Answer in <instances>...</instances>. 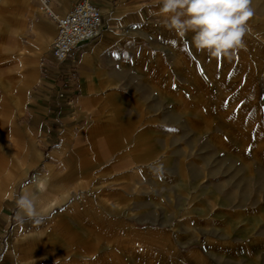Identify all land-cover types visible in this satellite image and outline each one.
Returning <instances> with one entry per match:
<instances>
[{
  "label": "rangeland",
  "instance_id": "obj_1",
  "mask_svg": "<svg viewBox=\"0 0 264 264\" xmlns=\"http://www.w3.org/2000/svg\"><path fill=\"white\" fill-rule=\"evenodd\" d=\"M252 6L253 34L231 61L198 52L158 12L142 17L102 92L49 125L40 93L57 96L68 61L51 59L55 28L36 0H0V62L37 59L21 103L0 102V252L16 234L15 261L264 264V0ZM37 172L38 208L55 204L40 225L18 223L15 199Z\"/></svg>",
  "mask_w": 264,
  "mask_h": 264
},
{
  "label": "crops",
  "instance_id": "obj_2",
  "mask_svg": "<svg viewBox=\"0 0 264 264\" xmlns=\"http://www.w3.org/2000/svg\"><path fill=\"white\" fill-rule=\"evenodd\" d=\"M75 1L52 0V6L56 12L64 14ZM146 1L95 0L103 15L102 32L95 40L79 46L73 62L68 61V63H65L68 69L63 70L64 76L58 87V90L63 94L62 97H59V94L54 96L40 93L41 109L46 112L47 117L54 114L53 118H47V124H61L60 122L64 124V118L60 116H65L70 110L75 109L74 104L76 106L77 104H83L84 99L102 92V86L110 82V71L113 68V63L119 62L122 56H126L130 45L134 44L136 39L139 38V33L142 32L139 22L142 17L158 12L156 5L147 9ZM157 1L155 0V2ZM128 25H136V32L133 35L124 33V29ZM53 26L56 34V27L54 24ZM35 59L34 56L28 58L22 54L18 58L0 62V102L6 106L5 110L9 113L13 111L14 106L17 107L21 103L24 97L25 88L31 79L29 62L35 61ZM67 99H70L71 105L67 104ZM35 176L45 175L37 172L33 177ZM4 181L5 179H0V192H3L1 188ZM54 204L50 201L43 209L48 210ZM45 251L49 250L45 249ZM207 253L209 252L207 251L205 254ZM18 257L16 234H12L5 251L0 252V264L10 262L16 264H42L40 260L23 259L22 261H15ZM207 257L206 259L203 258L200 264H211ZM212 264H217V262L213 261Z\"/></svg>",
  "mask_w": 264,
  "mask_h": 264
},
{
  "label": "clouds",
  "instance_id": "obj_3",
  "mask_svg": "<svg viewBox=\"0 0 264 264\" xmlns=\"http://www.w3.org/2000/svg\"><path fill=\"white\" fill-rule=\"evenodd\" d=\"M158 15L163 25L182 40L192 33L190 44L198 52L210 58L231 61L240 51L246 49V36L253 34L250 21L255 15L252 0H158ZM257 38H259L257 34ZM164 165L153 162V174L162 176ZM29 185L15 199V219L18 223L26 220L40 225L47 210L38 208V192L42 193L47 184L45 176H35Z\"/></svg>",
  "mask_w": 264,
  "mask_h": 264
},
{
  "label": "built area",
  "instance_id": "obj_4",
  "mask_svg": "<svg viewBox=\"0 0 264 264\" xmlns=\"http://www.w3.org/2000/svg\"><path fill=\"white\" fill-rule=\"evenodd\" d=\"M36 1L41 12L56 27V34L50 45L49 53L55 63L73 62L80 45L91 42L100 36L103 29V15L95 0H76L64 14L54 10L52 0ZM134 28V25H128L124 29V33H129ZM58 94L59 97L63 96L60 91ZM67 104L71 105L70 99H67Z\"/></svg>",
  "mask_w": 264,
  "mask_h": 264
},
{
  "label": "snow or ice",
  "instance_id": "obj_5",
  "mask_svg": "<svg viewBox=\"0 0 264 264\" xmlns=\"http://www.w3.org/2000/svg\"><path fill=\"white\" fill-rule=\"evenodd\" d=\"M114 55H115V54H114ZM200 71H201V75H203V70L200 69ZM225 106H227V102L225 103Z\"/></svg>",
  "mask_w": 264,
  "mask_h": 264
}]
</instances>
